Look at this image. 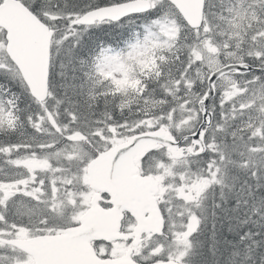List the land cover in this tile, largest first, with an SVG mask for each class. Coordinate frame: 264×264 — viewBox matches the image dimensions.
<instances>
[{
	"label": "snow or ice",
	"instance_id": "6c2138e0",
	"mask_svg": "<svg viewBox=\"0 0 264 264\" xmlns=\"http://www.w3.org/2000/svg\"><path fill=\"white\" fill-rule=\"evenodd\" d=\"M0 264H264V0H0Z\"/></svg>",
	"mask_w": 264,
	"mask_h": 264
}]
</instances>
